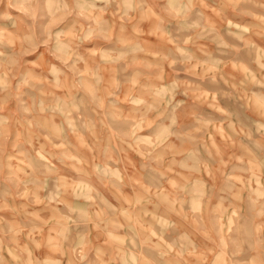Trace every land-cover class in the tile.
I'll list each match as a JSON object with an SVG mask.
<instances>
[{"label": "rangeland", "instance_id": "rangeland-1", "mask_svg": "<svg viewBox=\"0 0 264 264\" xmlns=\"http://www.w3.org/2000/svg\"><path fill=\"white\" fill-rule=\"evenodd\" d=\"M0 264H264V0H0Z\"/></svg>", "mask_w": 264, "mask_h": 264}]
</instances>
